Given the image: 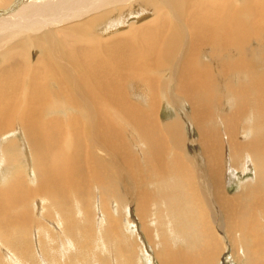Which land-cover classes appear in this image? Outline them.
Returning a JSON list of instances; mask_svg holds the SVG:
<instances>
[{"label":"bare ground","instance_id":"bare-ground-1","mask_svg":"<svg viewBox=\"0 0 264 264\" xmlns=\"http://www.w3.org/2000/svg\"><path fill=\"white\" fill-rule=\"evenodd\" d=\"M164 101L180 114L163 121ZM17 146L33 160L35 183L9 154ZM127 161L132 179L155 175L161 193L167 185L165 209H154L177 212L165 230L201 252L216 238L232 245L237 263L264 264V0H0V239L27 244L17 262L77 257L40 231L28 239L43 209L64 234L81 235L75 247L88 264L119 262L118 243L128 240L119 220L128 227L126 206L150 196L131 181ZM246 170L253 181L232 196L229 174ZM148 197L137 201L138 216L158 208ZM96 217L101 229L109 223L100 239L115 244L105 250L110 259L90 252ZM161 236L159 264L203 256L172 250ZM134 245L127 264H135Z\"/></svg>","mask_w":264,"mask_h":264},{"label":"rangeland","instance_id":"rangeland-1","mask_svg":"<svg viewBox=\"0 0 264 264\" xmlns=\"http://www.w3.org/2000/svg\"><path fill=\"white\" fill-rule=\"evenodd\" d=\"M35 54V55H34ZM38 52L36 51H34L33 53H32V57H33V62L34 61H36V59L38 58ZM36 58V59H35ZM259 68V67H258ZM236 73H233V75H231V76H234ZM240 78H238V80H239ZM242 79H243V77H242ZM234 80H236V79H234ZM133 97H135V96H133ZM136 98V97H135ZM164 103H165V105H163V107H162V120L163 121H168V120H170V119H172L171 117H177V114L179 113L180 114V112L176 109V108H174V107H169V106H167V102L166 101H164ZM61 115H64L65 113H60ZM51 116V115H50ZM129 135H130V131L128 130L127 132H126V135H125V138L126 137H129ZM191 135H192V138H196V137H198L197 135H198V133L195 135V133H194V131L192 130V128H191V133H190V137H191ZM250 137H251V135H248L247 136V138L246 139H250ZM11 138V136L9 137V139ZM169 147V146H168ZM132 148H133V150H134V146H132ZM169 148H171V147H169ZM168 148V149H169ZM126 149H131V146H127L126 148H125V151H126ZM138 150V149H137ZM172 150V149H171ZM170 149L168 150V151H170L169 153V155H172L173 154V152L171 151ZM134 152H135V154H136V151L134 150ZM140 152L138 151L137 152V154H138V159L140 160V154H139ZM9 154H11V155H13V157L15 158V156H16V158L14 159L15 160V162H16V164H20L23 168H26L25 170H27V174H26V179L28 180V181H30V182H33V183H35V177H36V173H35V170H34V163H33V160L29 157L30 155L28 154L27 155V157H26V155H25V157H24V155H23V151L21 150V148H19L18 146L17 147H15ZM123 155H125V153H122ZM140 155V156H139ZM28 157H29V159H28ZM141 160H142V158H141ZM140 160V161H141ZM19 161V162H18ZM128 161L125 163V169L127 170V171H129L130 172V178H131V181L133 182V184H135L136 185V183L135 182H137L138 181V184L140 185V186H142L143 188L144 187H146L147 189H148V191H147V189L146 188H144L145 189V191H146V193L148 192L149 194H150V196L148 197V195L147 194H144V193H142V195L138 198V199H136V202H134L133 204H129V205H127L126 207H127V209L129 210H131V213H129L128 214V216L126 217V219H127V221H128V223H129V225H128V227H124V223H126V221L124 220L125 219V217L124 218H121L120 220H119V224H121V227H122V229L124 230H122V233H121V235H125V236H123L125 239H128L127 240V242H124V243H118V245H119V247H121L122 249H120V256H119V262H118V260H116V259H114L113 260V258H111V260H108V263L106 262V264H127L126 262L128 261V258H127V251H129V249H130V244L133 246V243L135 244L134 246L136 247V248H133L132 246V248L133 249H135V250H133V254H134V259H135V264H159V263H161V262H158V259L159 258H157V255H156V252H157V249H158V243L159 242H161V238H162V236H161V234H163V237L164 236H166L167 234H168V236H167V238L165 237V239L168 241L169 239H170V241H168L167 243H169V246L170 247H172L173 246V249L172 250H179L180 248L182 249V252H184V251H186L187 249L188 250H190L191 249V251H190V253L193 251V253H191V254H194V255H197V253L196 252H198V253H202L201 255H203L202 257H203V259H202V257H199V255L200 254H198L197 256L199 257V259H198V261H201V262H198L197 261V264L199 263H204V261H205V259H207V257L209 258V257H212V258H209L210 260H208V262H206V264H215V262H216V264H239V263H237V258L238 257H235L236 256V253H234V251H233V249H232V245H228V246H226V247H224V248H222L224 245L222 244L221 245V243H219L218 241H216L217 239L216 238H214V240L216 241V243H215V241L214 240H211L210 241V244L212 245V243L213 244H215V245H213V247L210 249L208 246H206V248L208 247V249H204V250H202L203 252H201V248H199L200 246H198L196 243H194V244H188V241L185 239V237L184 236H182V235H180V234H182V233H180V232H176V233H169L167 230H165V229H169V226H168V223H167V221H171V220H173L175 223H173V225L175 226L176 224H177V222H176V220H174V218H176V213L177 212H175L174 210H172V209H168V214H170L169 216L168 215H166V216H164L163 217V214L162 215H160V212L158 211V215H155L154 213H155V210L154 209H165V208H163V207H165L163 204H165L164 203V199H167V196H169L171 193L169 192H167V189H168V187H166L167 185H165V186H163L164 188H163V193H164V195H163V193H161L162 192V190L160 189L161 187H162V184H160L161 182H162V180L161 181H158L157 179H156V177H155V175H153V177H152V175H148V177H147V175H146V177L145 178H143V179H145L144 180V183L142 182L143 180H141L140 181V179H136V175L135 174H133V173H131V172H133V169H131L132 167H131V165H128ZM23 164V165H22ZM25 164V165H24ZM130 164V163H129ZM127 166H129L128 168H127ZM131 167V168H130ZM131 170V171H130ZM254 170H246V172L245 173H243V172H237V173H234V172H232V173H230L229 175H231V181H230V186H229V191H230V193H231V195L232 196H235V195H237V194H239V191L241 190V188H242V185H247L248 183H250V182H252L253 181V179H254ZM131 174H133L134 176H136V177H134L133 179H132V175ZM143 176V175H142ZM0 177H1V174H0ZM152 179H151V178ZM139 178H141V176L139 175ZM157 178L158 179H160V177L159 176H157ZM167 178V177H166ZM165 178V182H166V180H168L169 178H167L166 179ZM136 179V180H135ZM147 179L148 180H151V181H149L148 183L147 182H145V181H147ZM133 180H135V182L133 181ZM155 180V181H154ZM170 180V179H169ZM140 181V182H139ZM150 182H151V184H150ZM164 182V184H166ZM130 184H132V183H130ZM137 184V185H138ZM153 184V185H152ZM160 184V187L157 189V185H159ZM154 188V189H153ZM160 189V191H158ZM166 189V190H165ZM151 190H152V192H151ZM156 192H155V191ZM93 191H94V197H95V195H98L99 193H100V191H98V189H97V187L95 186L94 187V189H93ZM97 192H99V193H97ZM152 194H155L156 196H157V198L158 199H156V201L154 202V203H152L153 201L152 200H150V198L152 199V197H153V200H155L154 198H156V197H154L155 195H151V193ZM153 192H155V193H153ZM158 192V193H157ZM95 193H97V194H95ZM157 193V194H156ZM160 193V194H159ZM166 193H167V196H166ZM147 195V196H146ZM162 195V196H161ZM145 197L147 198H149V200L150 201H152L151 203L152 204H156V202H158L157 204H159V206H161L160 208H159V206H158V208H151V210H150V213H146L145 215H141V216H138L139 215V213H138V211H136V209H137V201H139V200H141V199H145ZM147 201H149L148 199H146ZM150 201H149V203H150ZM163 202V203H161L160 204V202ZM30 206H31V208L32 209H34L35 210V208L40 212V210H39V206H37V205H39V204H41V202H39V203H36V202H34V201H31L30 203ZM110 205H112V203L110 204ZM197 206H198V208L199 209H201V210H203V205H198L197 204ZM201 207V208H200ZM110 208H112V206H110ZM135 210V211H134ZM36 211V210H35ZM153 211V213H151ZM115 212H117V214H120V211L118 212V211H116L115 210ZM163 212V211H162ZM263 212H264V210H263ZM51 214H52V212H50V211H48V212H46L45 211V209H43V211H42V213H41V217L39 218L38 217V215H37V212H35L34 213V216H33V220H32V225H31V227L29 228V231H28V233H27V237H28V239H31L33 236H35V234H36V232L37 231H40L41 233H42V235H43V237L45 238V239H51V240H54L55 242H56V244L58 245V246H67V248L69 249V252H71V253H76V255H77V257H75L72 261H71V264H88V262L85 260V258H83L81 255H80V251H78L77 249H76V243L77 242H80V240H81V235L78 233V232H76V233H73V234H64L63 233V231L62 230H60V228H58V226L56 225V224H54L52 221H51ZM122 214V213H121ZM150 214V215H149ZM151 214H152V217L153 218H156V216L159 218L156 222H150V220L152 219V217H150L149 218V216H151ZM124 216V215H123ZM143 217V218H142ZM163 217V218H162ZM79 219H81L80 217H78ZM140 218H141V220H140ZM37 219H40L41 220V226L42 227H35L34 226V222L37 220ZM143 219H144V222H142L143 221ZM121 220H122V222H121ZM145 220H146V222H145ZM159 220H163V226H160L159 225ZM233 220V219H232ZM147 221H149V222H147ZM99 223H104V222H100V219H98L97 217H96V222L94 223V225H93V233H92V239H91V249H90V252L92 253V254H97V253H102L103 254V256L105 257V256H107L109 259H110V257L108 256V254L106 253V251H109L108 253H114V251H115V244L113 243V244H109L108 245V242H105V241H103L102 239H100L101 238V234H102V231L104 232V230L107 228V226H108V224L109 223H107L105 226H104V228L103 229H101L102 227V225L101 224H99ZM123 223V224H122ZM144 224L146 225V226H148L149 224V228L148 227H146V229H145V226H144ZM232 224H233V221H232ZM81 225H83V224H81ZM142 226H143V228L145 229V230H147V228H148V230H149V232H148V230L147 231H145L144 229H142ZM260 227V228H259ZM259 227H257L258 229H259V232H258V234L261 236V234L263 233L264 234V227H262L261 228V225H259ZM190 228L191 227H189V229L187 230V233L188 234H190L189 236L191 237V232H190ZM192 230H193V228H191ZM258 229H257V231H258ZM261 229V230H260ZM153 230V231H152ZM154 230H156V232H154ZM165 231H167L166 232V234H165ZM124 232V233H123ZM145 232H148V233H152L153 235L151 236V234H147V233H145ZM231 232H233V229H232V231ZM147 235H150L151 236V238H149L150 236H148L147 237ZM156 235H159V236H156ZM128 236V237H127ZM181 236V237H180ZM262 236H264V235H262ZM169 238V239H168ZM175 238V239H174ZM177 238V239H176ZM192 238V237H191ZM234 238V237H233ZM149 239V240H148ZM173 239V240H172ZM184 239V240H183ZM231 239H232V237H231ZM131 240V241H130ZM172 241V242H171ZM179 241H181V242H179ZM129 242V243H128ZM172 244V246H171V244ZM218 243V245H216ZM121 245V246H120ZM138 245L141 247V249L140 250H143V253H141L140 255H138L139 254V252H135L136 251V249H137V251H138V249H139V247H138ZM197 245V246H196ZM113 248H112V247ZM176 246V247H175ZM216 246V247H215ZM217 246H218V248H217ZM189 247V248H188ZM228 247V248H227ZM56 249L58 248V247H55ZM185 248V249H184ZM194 248H197L198 249V251H194V250H197V249H194ZM205 248V247H204ZM220 248V250H218ZM128 249V250H127ZM192 249H194V250H192ZM200 249V250H199ZM203 249V248H202ZM228 249V250H227ZM29 251V249H28V246H27V244H18V242H16V244L15 245H12V246H10V245H8V244H6V243H4L1 239H0V264H23V263H21V262H17V261H21V260H25V259H27V257H24V256H19L18 258H15L13 255L14 254H21V253H24L25 251ZM106 250V251H105ZM112 250V251H111ZM206 250V251H205ZM211 250L213 251L212 253H211ZM215 250H216V253H220L219 255L218 254H215L214 252H215ZM217 250H218V252H217ZM241 250H244L243 248L241 249ZM210 251V252H209ZM220 251H223V252H220ZM65 252L66 251H60L59 253H58V255H56V257L57 258H59L60 259V262L61 263H63V260H65L66 259V256L65 257H63L64 255H65ZM125 252V253H124ZM179 253H182L180 250L178 251ZM189 252V251H188ZM208 252V253H207ZM71 253H69V254H71ZM138 253V254H137ZM211 255H210V254ZM124 254V255H123ZM136 254L138 255V256H136ZM207 256L206 258H204L205 256ZM149 257L151 260V262L150 261H147L146 260V257ZM218 256V258H215V257H217ZM240 256L241 257H243L244 259H246L247 260V258H246V256H244L243 254H240ZM231 257V258H230ZM138 259V261H136ZM202 259V260H201ZM211 259H213V261L211 260ZM236 259V260H235ZM160 260V259H159ZM93 260H89V264H96L95 263V261H93ZM212 261V262H211ZM236 261V262H235ZM137 262V263H136ZM40 264H48V263H46V262H44L42 259H40V262H39ZM202 263V264H203ZM205 264V263H204ZM240 264H244V261H242V262H240Z\"/></svg>","mask_w":264,"mask_h":264}]
</instances>
